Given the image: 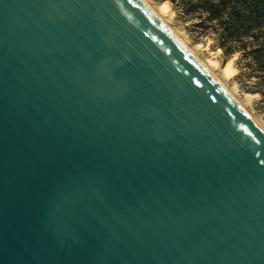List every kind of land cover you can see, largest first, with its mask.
Listing matches in <instances>:
<instances>
[{
  "label": "water",
  "instance_id": "obj_1",
  "mask_svg": "<svg viewBox=\"0 0 264 264\" xmlns=\"http://www.w3.org/2000/svg\"><path fill=\"white\" fill-rule=\"evenodd\" d=\"M0 264H264V134L141 0H0Z\"/></svg>",
  "mask_w": 264,
  "mask_h": 264
},
{
  "label": "trees",
  "instance_id": "obj_2",
  "mask_svg": "<svg viewBox=\"0 0 264 264\" xmlns=\"http://www.w3.org/2000/svg\"><path fill=\"white\" fill-rule=\"evenodd\" d=\"M182 15L196 18L200 32L211 34L225 59L236 55L237 78L245 77L247 90L261 74L264 87V0H169Z\"/></svg>",
  "mask_w": 264,
  "mask_h": 264
},
{
  "label": "rangeland",
  "instance_id": "obj_3",
  "mask_svg": "<svg viewBox=\"0 0 264 264\" xmlns=\"http://www.w3.org/2000/svg\"><path fill=\"white\" fill-rule=\"evenodd\" d=\"M147 1L154 6H157L163 1L170 3L169 0ZM171 12L173 14H171L168 18L166 17L168 25L179 34V36L191 49L194 51L196 50L195 52L197 55L199 54V58L205 59L211 57L219 61L220 65L215 69L217 77L224 82L225 86H227V88L232 92L234 97L243 104L248 113L252 115L253 118L260 120V122L264 125V87L261 83L260 72H256V77L252 79V81L256 83L257 93H251L247 90L246 84L249 83L245 77L240 79L237 78L239 70L235 76L225 79L221 75L224 64L226 61L234 57L233 64L237 68L235 64L237 56L234 55L231 58L225 59L221 50H219L214 44V37L211 34L200 32L195 28L194 25L197 22L196 18H190L182 15L180 10L173 5H171ZM198 44L200 46H198Z\"/></svg>",
  "mask_w": 264,
  "mask_h": 264
},
{
  "label": "bare ground",
  "instance_id": "obj_4",
  "mask_svg": "<svg viewBox=\"0 0 264 264\" xmlns=\"http://www.w3.org/2000/svg\"><path fill=\"white\" fill-rule=\"evenodd\" d=\"M141 1L150 10V12L169 30V32L182 44V46L187 49V51L203 67V69L210 75V77L217 82V84L225 91V93L241 108V110H243V112H245V114L254 122V124L264 134V125L260 122V120H257L255 118H253V116L248 113V111L245 109L243 104L241 102H239L234 97L232 92L227 88V86H225L224 82L221 79H219L217 77V75L215 74V69L218 68V66L220 65L219 61L217 59H214V58H211V57H208V58H205V59L204 58L203 59L199 58V56H198L199 54L197 55V53L195 52L196 50L194 51L193 49H191L185 43V41L179 36V34L177 32H175V30L172 29L168 25L166 17L168 18V17L171 16V14H173L171 12L170 3L167 2V1H163L160 4H158L157 6H154V5L150 4L147 0H141ZM198 46H200V45L198 44ZM233 59H234V57H232L231 59L226 61V63L224 64V66L222 68V74L221 75L225 79H229V78L235 76L237 74V72H238V69L233 64Z\"/></svg>",
  "mask_w": 264,
  "mask_h": 264
}]
</instances>
